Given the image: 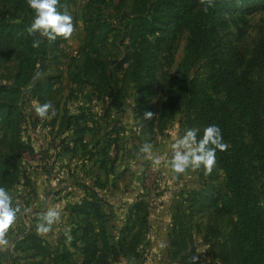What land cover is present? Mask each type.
I'll use <instances>...</instances> for the list:
<instances>
[{"label": "rangeland", "instance_id": "374dc122", "mask_svg": "<svg viewBox=\"0 0 264 264\" xmlns=\"http://www.w3.org/2000/svg\"><path fill=\"white\" fill-rule=\"evenodd\" d=\"M158 1L153 0L150 19L151 39L160 48L151 61L154 80L146 95L137 89L132 67L135 1L59 0L58 10L66 9L73 17V35L55 41L39 35L45 49L37 59V72L13 98L30 41L23 26L28 10L23 0H0V187L9 191L14 204L32 209L19 215L9 231L10 243L0 250V264H32V252H23L20 243L29 236L41 243L59 242L69 227L64 212L69 202L79 195L92 199L95 192L104 199L102 204L114 205L106 212L115 243L121 248L122 241L130 243L126 251L111 256L126 252L129 260L112 264H188L192 255H198V264H240L237 217L226 212L225 172L215 164L211 172L189 170L174 179L163 165L153 170L139 152L144 143H151L155 153L170 158L173 132L181 135L185 128L195 127L202 136L204 129L187 105L170 103L166 85L179 75L190 37L174 14L160 11ZM219 29L221 52L243 70L264 34V0L227 1ZM190 77L224 104L225 121L231 123L237 141L254 143L251 117L213 79L209 61L196 63ZM247 77L264 124V66ZM33 101H50L56 115L41 120ZM148 112L152 118L144 119ZM169 113L173 116L165 118ZM242 154L264 218V177L257 169V149L244 148ZM57 204L62 222L46 236L37 235L39 214ZM93 212L90 209L89 215ZM161 242L167 245L163 249ZM261 243L264 264V231Z\"/></svg>", "mask_w": 264, "mask_h": 264}, {"label": "trees", "instance_id": "16d2710c", "mask_svg": "<svg viewBox=\"0 0 264 264\" xmlns=\"http://www.w3.org/2000/svg\"><path fill=\"white\" fill-rule=\"evenodd\" d=\"M23 1L26 3L28 10L23 26L26 33H28L27 28L34 19V11L29 8L27 0ZM134 1L137 12L135 19L137 25L134 38V53L132 54V67L134 69V80L137 89L144 96L153 84L154 69L151 66V61L158 54L160 47L151 39L153 30L150 17L154 6L153 0ZM227 1L230 0L158 1L161 7L160 11L164 14H174L177 22L190 37L186 57L180 67V73L176 77L169 78L166 87L170 94L172 106L179 105L181 107L182 105H187L190 113L194 114L202 122L204 128L212 124L220 127L223 141L229 147L226 151L217 150L216 165L226 174V188L228 191L226 212H233L237 217L240 246L238 260L240 264H261V235L264 231V218L257 203L253 174L250 167L243 160L242 151L244 148L256 147V156L259 164L257 169L264 177V139L262 138L264 124L259 118L258 107L254 106L256 92L247 77L254 70L264 66V34L258 41L251 59L243 70L239 68V65H235L237 64L236 60H231V57L227 59L217 44L220 38L219 16ZM31 14H33V17ZM28 35L30 41L20 65L19 73L15 79L16 91L12 93L13 98L19 97L21 88L33 78L37 72V59L44 54L45 46L43 42L38 48L32 46L34 40H40L39 34L30 35L28 33ZM202 60L209 61L213 72V79L220 84L219 86L225 87L229 91L230 96L235 97L243 110L251 117L253 131L256 133V140L251 145H242L237 141L238 138L231 131V123H226L225 121L226 115L222 110L227 111V109L224 104L208 95L198 79L190 77L191 70L196 63ZM14 112L15 107L12 105L8 112L10 122L13 121ZM172 116L173 114L169 113L165 118ZM91 195L92 199H99L96 192ZM90 203L88 200H85L81 209L83 208L85 212L93 209V205ZM100 216L99 218H101ZM89 241L90 239H87V242ZM87 244L89 257L83 264H112L113 260H108V254L105 251L96 250L94 243ZM20 246L23 252L36 251L38 255L44 258L49 256L42 243L36 237L29 236L25 241L20 243ZM113 253H116V251ZM54 260L55 264L60 261L61 264H66L67 262V260L64 261L65 256H60V258Z\"/></svg>", "mask_w": 264, "mask_h": 264}, {"label": "clouds", "instance_id": "9594fccd", "mask_svg": "<svg viewBox=\"0 0 264 264\" xmlns=\"http://www.w3.org/2000/svg\"><path fill=\"white\" fill-rule=\"evenodd\" d=\"M59 0H27L30 9L34 11V19L27 28L30 35L39 33L49 41H55L57 37L65 40L71 38L74 32L72 15L65 9L58 10ZM41 40H34L33 47L38 48ZM39 73H37V77ZM33 110L41 120L50 119L56 115V108L50 102L40 103L33 101ZM152 113L145 114L144 119H151ZM173 142L170 144V158L165 155L157 154L153 151L151 143H144L139 152L142 158L150 162L153 170H159L161 165L174 174L173 178L186 174L189 170L196 171L201 168L205 172H211L216 164V153L226 151L229 147L223 141V135L218 125L212 124L203 129V135H200V129L191 127L185 128L181 135L172 133ZM143 171V169H141ZM32 209L24 207L23 209L17 203H13V197L9 191L0 187V250L9 246L8 233L15 226L18 216L28 215ZM62 222V210L59 204L50 205L46 211L39 214V220L36 224V233L40 236H46L53 231V227ZM66 240L71 242L72 237L69 231H65ZM167 245L163 242L159 244L161 249ZM198 255H192L188 264H198Z\"/></svg>", "mask_w": 264, "mask_h": 264}, {"label": "crops", "instance_id": "0c3cea01", "mask_svg": "<svg viewBox=\"0 0 264 264\" xmlns=\"http://www.w3.org/2000/svg\"><path fill=\"white\" fill-rule=\"evenodd\" d=\"M79 196L80 197L77 201L69 202L68 209L64 211L67 221L70 220V222H67L69 223V227L65 231L70 232L72 237L71 242L66 240L65 231L61 232L62 237L59 242L51 243L50 241H47L42 243L49 256L44 258L41 255H38V252L31 251L33 263L55 264L54 259L60 258V256H65L64 261L67 260L66 264H83L89 257L87 243H94L96 250H102V252L105 251L108 254V260H113V262H116L117 260H129L128 258H125L128 254L121 251L119 252L121 257L117 256L111 258L113 252L116 251L117 253L120 249L126 251L130 246L129 241H122L123 247L121 248L119 244L115 243L116 241L111 237L108 230L110 218H107L108 213L106 212V209H112L114 206L113 203L109 201L102 204L104 199L99 195V199H89L88 196L85 198L83 195ZM85 200H88V202H91L90 204L93 205L94 212L92 216L89 215L90 210L85 212L83 208L81 209ZM99 216L101 218H99ZM86 237L87 239H90L89 242H87V239L84 240ZM57 264H61V261L57 262Z\"/></svg>", "mask_w": 264, "mask_h": 264}]
</instances>
